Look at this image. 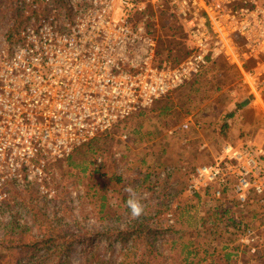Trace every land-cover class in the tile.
Segmentation results:
<instances>
[{
    "label": "built area",
    "instance_id": "1",
    "mask_svg": "<svg viewBox=\"0 0 264 264\" xmlns=\"http://www.w3.org/2000/svg\"><path fill=\"white\" fill-rule=\"evenodd\" d=\"M149 6L180 26L188 55L179 63L160 61ZM20 7L31 11L27 23L14 41L0 40V204L9 203L11 186L43 192L53 163L218 61L242 68L264 58V0H24ZM188 192L264 208V149L223 144L195 168ZM238 241L235 258L245 249L264 264V224L243 227Z\"/></svg>",
    "mask_w": 264,
    "mask_h": 264
},
{
    "label": "rangeland",
    "instance_id": "2",
    "mask_svg": "<svg viewBox=\"0 0 264 264\" xmlns=\"http://www.w3.org/2000/svg\"><path fill=\"white\" fill-rule=\"evenodd\" d=\"M21 3L24 0H0V40L9 41L8 37L27 23L31 11H19ZM148 11V29L166 62L177 64L185 59L188 50L177 21L151 6ZM252 97L237 69L218 61L149 111L132 116L96 139L92 149L82 148L72 161L53 163L43 192L36 186L23 191L11 186L9 203L0 204V239L33 241L49 234L58 238L84 228L90 233L116 226L127 231L135 224L141 232L130 241L136 240L137 246L115 243L110 247L107 241L96 242L104 262L262 264L260 258L251 262L245 249L239 258L233 253L235 248L239 250L243 227L264 224V208L243 210L230 201L222 203L196 194L199 200L188 192L195 168L212 161L223 139L237 143L223 125L231 113L244 110L239 107L242 101ZM242 117L248 126L256 119L250 112ZM185 125H189L187 129ZM237 135L241 143L254 141L242 129ZM129 185L145 205L138 219L131 217L126 206L124 189ZM11 244L21 246L5 243ZM38 247L35 255H45L43 244ZM26 251L14 253L22 264L29 263ZM2 252L5 250L0 249ZM63 252L71 256L70 264L82 261L77 246ZM58 256L53 260H59ZM6 261L0 259V264Z\"/></svg>",
    "mask_w": 264,
    "mask_h": 264
},
{
    "label": "trees",
    "instance_id": "3",
    "mask_svg": "<svg viewBox=\"0 0 264 264\" xmlns=\"http://www.w3.org/2000/svg\"><path fill=\"white\" fill-rule=\"evenodd\" d=\"M18 8H19V11L22 10L19 4L17 5V9ZM159 12L163 14L166 13L175 20V18L166 9L160 10ZM148 26H149V23H148ZM18 33H19V29L15 30V33L12 34V37L10 36L8 37L10 38L9 41H14L17 38ZM158 57L159 59H161L160 61H163V62L166 61V58H167V57L162 56L160 52L158 54ZM121 124L122 123H120L119 125ZM88 146L90 147V149H92L91 143L82 148L83 149L89 148ZM72 159L73 157L67 161H72ZM18 191H23V190L20 189ZM193 197H196L200 200L199 195H195ZM81 230H84V231L62 233V236L58 238H54L52 237L51 234H49L46 237L45 236L37 237L33 241H25L22 239L14 240L10 237H9L10 239H6V238L0 239V249L5 250V252H2L0 254V259L3 261L4 259L7 258V261L5 262V264H22V260L17 259L14 253L18 251V253L20 254L24 252L25 250H27L25 254H26V259L29 261L28 264H70L69 259L71 256L63 252V249H66L69 253L70 251L74 249V247L77 246V248L78 247L81 248L80 256H81L82 261L80 262V264H107L106 262H104L103 257L99 254L100 249L97 247V245H95L97 241L100 243L107 241L110 243L109 244L110 247H112L115 243L122 244V246L130 245L131 243L133 246H137L136 240L134 241H130V240L132 237L135 238V235L138 232H141V230L138 227H136L135 224L132 226L131 229L129 228L127 231H123L121 229V226H116L115 228L108 230V231L101 230V231H96L93 233H90L88 230H86V228L81 229ZM11 241L15 243L16 242L21 243V246H17L14 244L5 245V243L7 242L13 243ZM41 244H43V248L45 247L47 251L45 252V255H42V256L40 255L41 257L40 256L37 257L35 253H37V250H39L38 246H40ZM83 247H87V248L84 249ZM125 250H127V246ZM61 253L63 254V256L60 255ZM28 254H30V257L28 256ZM56 255H59L58 256L59 260H53L54 256ZM212 255L213 253L209 254V256H212ZM226 257L227 259H230V255H226Z\"/></svg>",
    "mask_w": 264,
    "mask_h": 264
},
{
    "label": "crops",
    "instance_id": "4",
    "mask_svg": "<svg viewBox=\"0 0 264 264\" xmlns=\"http://www.w3.org/2000/svg\"><path fill=\"white\" fill-rule=\"evenodd\" d=\"M232 67L237 69L240 77H242V82L249 89L253 97L250 100L242 101L239 107L244 110L239 111L240 113H238V111L233 112L227 116L226 124H224L223 127L227 131L230 130V136L233 138V141H237L234 145L243 143H241V137L239 138L237 135L242 129L247 131L249 136L254 140L253 142H249H252L258 148L264 149V58L261 59L259 63L250 60L242 68L236 66ZM257 103L260 105L257 106ZM248 112L256 115L255 121L250 126L246 123V119L242 117V114L244 116V114ZM235 113L237 114L235 115ZM257 118H259V120H257ZM226 143H229V141L223 139L219 147ZM217 152L215 154H217Z\"/></svg>",
    "mask_w": 264,
    "mask_h": 264
},
{
    "label": "clouds",
    "instance_id": "5",
    "mask_svg": "<svg viewBox=\"0 0 264 264\" xmlns=\"http://www.w3.org/2000/svg\"><path fill=\"white\" fill-rule=\"evenodd\" d=\"M124 191L128 194L126 200V206L134 219L140 218L145 212V205L141 202L138 197V193L131 185L127 186Z\"/></svg>",
    "mask_w": 264,
    "mask_h": 264
}]
</instances>
